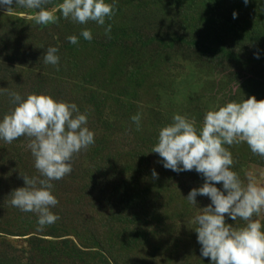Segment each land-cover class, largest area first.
I'll return each mask as SVG.
<instances>
[{"label":"trees","instance_id":"obj_1","mask_svg":"<svg viewBox=\"0 0 264 264\" xmlns=\"http://www.w3.org/2000/svg\"><path fill=\"white\" fill-rule=\"evenodd\" d=\"M260 1L264 3V0H248L245 5L244 0H235L233 5L239 12L248 9L249 13L256 14L262 7ZM61 2L62 0H48L43 6L51 9ZM106 2L112 3V0ZM179 2L180 0H116L114 14L110 19L105 18L103 26L94 21L79 24L71 19H63L74 28L72 30L68 24L62 22L72 31V35L78 37L77 44H66V41L61 44L55 41L46 45L35 40L29 33L24 34L25 28L20 23L26 20L18 12L31 14L33 10L15 6V0L11 13L0 12V57H3L0 58L2 116L11 110L10 92L25 90L29 85L28 92L41 93L46 84L57 80L63 89L80 101L77 107L80 113L87 116L86 127L94 133L95 140L97 135L98 149V138L103 135L106 137L103 142L108 145L112 143L114 150L112 154L102 155L103 162L92 159L84 161L83 151L94 148L95 144L73 155L72 172L63 179L52 181L57 186L52 191L53 194L59 202L64 197H71L59 193L57 188H62L68 195H74L72 197L75 200H65L72 203L80 202V196L84 195L92 200V194L100 192L99 202L94 199V206L92 202L78 206L74 212L76 220L67 221L64 216H59L54 224L45 226L43 231L38 230L34 213L23 212L9 203L11 191L24 186L22 175H18L15 168L9 180L0 177V232L13 236L31 234L30 248L36 249V252L48 253L42 244L50 243L55 259L52 264H61L57 258L66 264H75L80 260L92 264H140L141 260L146 261L145 254L137 255L135 260H131L129 255L133 249L142 250V242L154 244L157 248L155 251L158 252L180 253L179 259L183 264H211L210 258L201 255V245L194 230L196 225L192 223L198 213L195 206L201 211L200 208H204L208 197L197 195V203L193 206L186 199L191 189L202 186L204 177L195 170L175 172L166 169L159 154L151 150L157 143L158 130L172 123L175 114L195 120L199 129L205 112L217 105L229 101L239 102L249 96H255L257 100L264 99V15L251 25L249 33L242 34L233 29L227 33L230 41L221 49L223 58L216 59V69L223 72L222 74L217 70L221 74L220 79L214 77L203 80L200 75L193 76L192 68H189L185 84L176 88L173 79L175 74L157 73L155 80L153 70L145 65L142 69H135L124 63L119 67L110 66L113 55L118 57V54H122L124 57L130 52L141 53L145 49L153 50V54L149 53L146 59L149 63L152 57L159 59L173 53L177 61L186 62L188 53L196 52L201 46L199 35L209 32V26L213 24L211 14L216 15L221 30L223 24L228 25V16L223 11L230 0H189L183 5ZM155 3L157 4L154 5ZM188 3L189 9L186 8ZM171 5L179 8L173 11ZM209 7L213 10H209ZM155 11L159 14L151 16ZM198 15L199 22L196 20ZM57 16L62 17L59 12ZM109 24L111 31L106 35L105 28ZM37 26L48 32L51 30L44 27L45 25ZM85 28L92 33L91 41L80 35ZM238 34L241 36L239 39L235 37ZM23 35L26 41L19 43ZM223 41L227 40L224 38ZM50 46L61 51L65 49L57 54V65L44 63L46 49ZM178 47H181L180 50ZM81 50H85L88 55L83 57ZM76 53L83 63L76 57ZM87 59L92 63L100 60L108 68L104 69L107 70L104 71L105 77L99 78V87L85 70L84 62ZM191 59L192 57L189 60ZM170 62L171 59L165 60L169 66ZM180 73L181 71L177 74ZM183 75L186 76V73ZM31 80L38 87L42 85L44 89H37ZM235 84L237 88L233 91ZM91 92L98 96L101 110L91 100ZM49 94L57 93L50 91ZM112 100L120 107L118 112L114 103L106 109V102ZM205 102L210 105H204ZM138 113L141 116L139 130L131 119ZM18 141L20 138L11 145ZM225 147L232 153V170L240 178L243 177V168L240 167L239 158L245 157V162L258 158L261 161L259 164H264V157L253 154L244 142ZM97 153L95 149L91 156ZM0 164L2 169L5 165H11V157L0 155ZM86 164L91 166L89 173L80 171ZM12 170L11 165L10 173ZM153 170L158 178L152 176ZM91 174L94 178L101 176L100 189L91 190L86 183ZM216 187L224 191L221 183H217ZM75 190L77 194L74 193ZM51 210L56 212L55 208ZM172 217H177L179 224L183 217L186 218V236L179 227L175 228L178 223ZM168 221L170 223L167 227L170 229L164 231ZM225 221L234 226L244 224L242 220L235 222L230 217H225ZM152 222L155 224L153 227L160 228L159 232L144 231L151 229L152 225L149 223ZM17 226L24 228L26 233L15 234ZM172 228L175 229L171 230ZM0 236L8 238L1 233ZM42 236L54 237L58 239L54 241L59 242H46ZM44 256L41 255V258ZM9 258L10 252L5 250L0 254V264H21L20 260ZM162 259L155 260L159 263ZM168 264H177V259L168 258Z\"/></svg>","mask_w":264,"mask_h":264},{"label":"clouds","instance_id":"obj_2","mask_svg":"<svg viewBox=\"0 0 264 264\" xmlns=\"http://www.w3.org/2000/svg\"><path fill=\"white\" fill-rule=\"evenodd\" d=\"M47 3L48 0H15V6L33 10L31 14L21 13V18L39 25L56 23L59 12L64 19L79 24L94 21L103 26L116 8V0H62L51 9L43 6ZM0 6L11 13L13 0H0ZM110 31L109 24L105 34ZM80 35L85 40L92 39L87 28ZM68 40L78 43L75 35ZM57 52L58 48L48 47L44 63L57 65ZM9 95L14 107L0 118V139L10 144L27 137V148L39 173L36 177L21 174L24 186L11 191L9 203L23 212L34 213L38 230L43 231L59 219L51 210L59 203L52 192V181L72 172L73 155L94 143V133L86 127L87 116L79 112L75 103L58 101L46 93H29L24 98L16 92ZM131 119L139 130L140 114ZM242 142L253 154L264 157V99L249 96L217 105L205 112L199 129L195 120L175 114L172 123L158 130L157 143L151 150L159 154L166 169L195 170L204 177L202 186L191 189L186 199L193 205L197 195L211 200L192 221L201 255L210 258L211 264H264V224L257 218L264 212V185L258 183L253 171L245 174L244 183L232 170V153L225 147ZM152 176L158 178L155 170ZM217 183H222L224 191L216 187ZM225 215L244 224H228Z\"/></svg>","mask_w":264,"mask_h":264},{"label":"rangeland","instance_id":"obj_3","mask_svg":"<svg viewBox=\"0 0 264 264\" xmlns=\"http://www.w3.org/2000/svg\"><path fill=\"white\" fill-rule=\"evenodd\" d=\"M166 1L168 2L169 0H166ZM188 1L189 0H180L179 3L183 5ZM212 1L214 0H210V2ZM234 2L235 0H230L226 9H224L223 11V13H225L228 16V20H229L228 22L229 26L225 25L227 26V29L223 24V30H221L219 28V23H218L219 20L217 19L216 15L211 14V18H213V24L209 26V29H208L209 32L206 31L199 35L200 40H201V46L198 48V50H196V52L188 53L186 57V62L177 61L176 60L177 57L175 53H173V54H167L166 56L159 58V59H155L154 57H152V59H150L151 63H149L146 59L148 58L149 53L153 54V50L145 49L146 51L141 52V53L133 54L132 52H130L129 54L124 55V57L122 54H118V57L113 55L111 56V59H113V62L110 66L119 67L124 63L126 65H130L132 68L142 69L143 68L142 66L145 65L146 67L151 68L153 70L155 74V77L153 79L155 80L157 78V73L158 74L160 73L161 75H163L164 73H172V74H175L173 76V79H174V82L176 83L175 84L176 88L182 87L185 84L187 77H188L189 68L190 69L192 68L191 71H192L193 76L196 77L200 75L203 80H211L214 77H216L217 79H220L221 74L218 73L217 71L219 69L218 68L216 69V59L217 57L223 58V52L221 51V49L223 48L224 45H227L228 42L230 41L229 37L227 36V33L232 29L238 30L242 34H244L245 32L249 33V30H251V25L254 24L256 20L262 19L260 16L264 15V7H263L264 3L261 1L259 3L262 7H260L256 11V14L249 13L248 9H246L244 12H239L234 7L233 5ZM156 4L157 3H155L154 5ZM171 6H172L173 11L179 8L176 5H171ZM189 6L190 4L188 3L186 5V8L189 9ZM209 10H213V9L209 7ZM219 10L220 8L218 9V11ZM0 12L4 14H8L4 6H0ZM234 12L236 13L235 18L233 17ZM21 13H26V12H18L20 17H21ZM154 14L157 15L159 13L158 11H155V12H152V14L150 15L154 16ZM199 18H200V15L196 17L197 22H199ZM23 19H25L26 21H22L20 25L25 28L24 34L29 33L31 36L35 38V40H40L41 44L44 43L46 45H51L55 43V41L61 44L66 41V44H71L68 40V37L72 36L73 33L70 29L74 30V28L68 23H66V21H63L64 19L63 17L59 18L58 21L56 23H53L52 25L50 24L48 26L47 25L44 26L47 29H51L49 30V32L37 26V24L34 21L28 20L26 18H23ZM62 22L68 24L70 29L66 28V26ZM231 22H233L235 26H233ZM235 37L239 39L241 36L238 34ZM224 38L227 41H223ZM235 40L236 39H234V41ZM25 41H26L25 35H23L20 38L19 43H23ZM180 48L181 47H178L179 50ZM64 50L65 49H63L62 51ZM62 51L58 50L57 54L61 53ZM81 54L83 57L88 55V53H86L85 50H81ZM76 57L80 58L78 53H76ZM191 57L192 59L189 60ZM0 58H3V57H0ZM166 59H171L170 66L167 63H165ZM80 61L82 62L81 58H80ZM199 64H200V68L198 67ZM84 66H86V69H85L86 72H88L92 76L91 79H94L95 84L99 87L100 86L99 78L105 77L106 75L105 72L108 70L105 63H103L102 61L100 62V60L95 61V63H92L89 59H87L84 62ZM104 69H107V70H104ZM179 71H181V73L177 74ZM220 72L223 74L222 71ZM183 73H186V76L183 75ZM31 82L36 86L37 89L42 88V85L38 87L36 82H34L33 80H31ZM236 88L237 86L235 84L233 91ZM29 89H30V86L28 85L27 89L18 90L16 93H19L21 97L24 98L26 97L27 94L32 93V91L28 92ZM50 91H54L58 94V95L57 94L51 95L53 98H55L58 101H64L70 104L75 103L76 105L77 103L80 102L79 100H77L76 97L72 96L68 90L63 89V87L60 85L59 81L57 80L50 81L49 84H46L45 89L41 93L49 94ZM68 93L70 94V96L67 95ZM91 94H92L91 100H93L94 103L97 104L99 109L101 110V104H99L98 102V96H96L92 92ZM0 97H1V94H0ZM106 103H107L106 105L107 110H108V106L111 103H114L116 107V112L119 111L120 107L117 105V103L114 100L108 101ZM204 105H210V103L205 102ZM13 107L14 105L12 103L10 105V108L12 109ZM2 117H3L2 109L0 108V118ZM104 138L106 140V137H104L103 135H100V137L98 138L99 139V149H98L97 147L98 143L96 142L97 140V135H96V140L94 139V143H93L95 144V147L89 148L90 150L88 151H83L82 155H84V161L92 159V160L103 162L104 158L102 157V155H105L104 153L112 154L114 152L112 148L113 144L112 143L110 145L105 144L103 142ZM21 139H22V142H21ZM28 142H29V139L27 137H20V141L15 142V144L12 146L11 143L9 144L5 142L3 139H0V151H2L0 155L11 157V165L13 166V170L11 173L9 171L11 168V165H5L4 169L0 168V177H2L3 180H9L15 168H16V173L18 175L22 174V175H27L29 177L39 176L38 171L35 170L36 168L34 166V157L32 156L30 149L27 148ZM1 145H5V146H1ZM95 149L97 150L98 153L97 155L92 157L91 152H93ZM238 162L240 164V167L243 168V177L241 178V180L244 181V183H247L245 174L248 171H253L256 174L258 183L264 185V164L262 165L259 164L261 162L260 159L251 158L249 162H245V157H242V158H239ZM90 169H91V166L89 164H86L85 168L80 171H85L86 173L87 172L89 173ZM100 177L101 176L98 175L94 178L91 174L90 178L86 179V183L89 185L91 190H97L102 187V185L100 184L101 182ZM56 187H57L56 184L53 183L52 191ZM57 189L59 193L65 196H71V197L62 198V201H60L54 207L56 209L55 213H57L58 216H64V218L67 221L71 219L76 220V215L74 214V212L78 209V206H81V205H84L90 202H92V205L94 206L96 202H99L98 197H99L100 192H96L92 194L93 196L92 200H90L88 196L84 195V196H80V200H79L80 202L69 203L65 200L66 199L75 200L74 197H72L74 195H68L67 191L62 188H57ZM74 193L77 194V190H75ZM94 199H96V202H93ZM209 204H211V202H210V198L208 197L206 203L204 204V207L208 206ZM195 210L196 212H200L198 206H195ZM225 217L229 218L227 215H225ZM257 218L260 219L262 222L264 218V212H262L260 216ZM172 219L176 220L178 223V225L175 226V228L179 227V230H182L184 232L183 234L186 236L187 231H188V222L185 221L186 218L183 217V221H181L180 224L177 220V217H172ZM238 220L239 219H237L235 222H237ZM169 223L170 222L168 221V225H165L166 228L164 229V231L170 229L167 227L169 226ZM12 224L15 225L14 223ZM149 224L152 225L151 229L144 230V231H147V232H154L155 230H157L158 232L160 231V228L156 229L155 227H153L155 226L153 222ZM0 227H1V221H0ZM175 228H172L171 230H174ZM14 232L15 234L26 233L25 229L19 226L16 227ZM0 233L8 237L7 239H5L4 237L0 236V254L4 252L5 250L10 252L9 259H14L15 261L20 260L21 264H52L54 262L55 260L54 254L52 252L51 245H49L50 243L42 244L48 250V253L47 252H36L35 251L36 249L32 250V248H30V237L29 236L31 234L25 235V236H22V235L13 236V235H8L2 232ZM42 237L46 239V242H59V241H54V240H58V239H55L54 237H49V236H42ZM141 246H142V250H139V251L134 250V249L132 250V252L129 255V258L131 260H135L136 256L139 254H145L146 261L141 260L140 264H168V258L170 257L173 259H177V264H183L182 262H180V259H179L181 257L180 253H175V252H170V251L168 252L155 251L157 249L156 246L154 244L149 245L148 242H142ZM153 246L155 247L152 249ZM41 255H45V256L41 258ZM160 258H163V259L160 260L159 263H157L156 260ZM57 260L61 264H66V262H64L63 260H60L59 258H57ZM75 264H92V263L84 262L83 260H80V261H77Z\"/></svg>","mask_w":264,"mask_h":264}]
</instances>
